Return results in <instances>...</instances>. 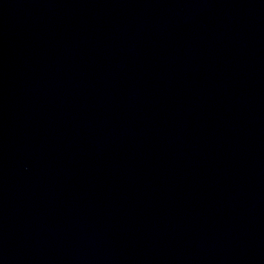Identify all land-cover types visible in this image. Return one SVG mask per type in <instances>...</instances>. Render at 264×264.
<instances>
[{"label":"water","instance_id":"95a60500","mask_svg":"<svg viewBox=\"0 0 264 264\" xmlns=\"http://www.w3.org/2000/svg\"><path fill=\"white\" fill-rule=\"evenodd\" d=\"M0 264H264V0H0Z\"/></svg>","mask_w":264,"mask_h":264}]
</instances>
